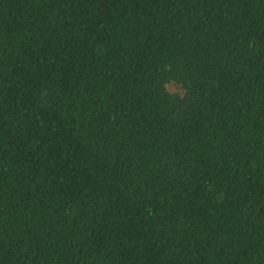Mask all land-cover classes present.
Returning a JSON list of instances; mask_svg holds the SVG:
<instances>
[{
	"label": "trees",
	"instance_id": "16d2710c",
	"mask_svg": "<svg viewBox=\"0 0 264 264\" xmlns=\"http://www.w3.org/2000/svg\"><path fill=\"white\" fill-rule=\"evenodd\" d=\"M0 264H264V0H0Z\"/></svg>",
	"mask_w": 264,
	"mask_h": 264
},
{
	"label": "rangeland",
	"instance_id": "374dc122",
	"mask_svg": "<svg viewBox=\"0 0 264 264\" xmlns=\"http://www.w3.org/2000/svg\"><path fill=\"white\" fill-rule=\"evenodd\" d=\"M168 89L172 92H176L180 90V87L176 84H169L168 85Z\"/></svg>",
	"mask_w": 264,
	"mask_h": 264
}]
</instances>
